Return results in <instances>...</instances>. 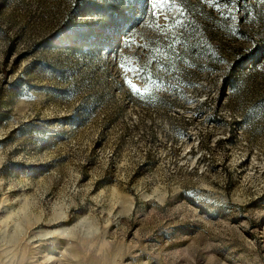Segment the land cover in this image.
<instances>
[{"label":"rangeland","instance_id":"obj_1","mask_svg":"<svg viewBox=\"0 0 264 264\" xmlns=\"http://www.w3.org/2000/svg\"><path fill=\"white\" fill-rule=\"evenodd\" d=\"M182 4L169 77L148 0H0V264H264V5Z\"/></svg>","mask_w":264,"mask_h":264},{"label":"snow or ice","instance_id":"obj_2","mask_svg":"<svg viewBox=\"0 0 264 264\" xmlns=\"http://www.w3.org/2000/svg\"><path fill=\"white\" fill-rule=\"evenodd\" d=\"M203 3L211 4L213 11L220 10V9H229L230 12L239 13L241 11H247V3L249 0H202ZM260 5H264V0H258ZM185 13L186 10L183 7L182 0H148V9L145 17H151L152 22L155 27L158 29L159 33H163L164 36L161 37L163 40L168 52L171 53L173 57V63L171 68L167 67L164 64L163 59H155L153 61L154 64L159 66V69L162 73H166L167 76L171 77L174 75H178L179 68L177 66V61L182 60L181 54L179 52V48L186 47L188 44L187 39H181V36L184 34L185 30L189 27V24L185 23ZM230 19H236V15H231ZM242 21L247 19V17H242ZM144 23V21H143ZM142 23V24H143ZM140 27V26H139ZM138 27V28H139ZM175 29V31H172ZM130 35V34H129ZM128 35V36H129ZM128 36L123 40L122 45L115 55L116 58V65L115 67L129 72L135 73V79H138L140 83L133 82V79H129L127 76L123 77V83L121 84L120 88L123 89L127 87L129 92V99L134 97L143 99V93L147 91V89H143L142 85L145 83H151L155 87H159L160 85L164 84V78L157 77L155 80L153 77L143 68H129L127 67V60L125 62H121L120 60V53L124 50L126 41L128 40ZM129 46H136V45H129ZM138 47V52L136 56L139 58L141 53L147 54L149 49H147L144 45L136 46ZM155 51H159L158 48L154 49ZM167 53L165 54L164 59H167ZM17 75V73L15 74ZM14 75V76H15ZM147 77V79H145ZM159 81V83H157ZM172 85H166V87H171ZM2 198V197H0ZM50 199L52 197H49ZM15 203V198L11 201ZM29 205L27 201H25L22 205H17L14 208L4 207L0 205V210L3 211L4 215L7 216L8 219H11L13 216H20L27 212ZM39 232H47L50 235L55 234L58 229L54 227H50L45 224L44 227L38 229ZM36 239H42L39 236L35 237ZM61 245H57L55 242L50 241L49 244L42 249L44 252H49L53 256L58 255V250H62ZM150 258L145 255L144 260L145 264H147ZM43 264V262H41Z\"/></svg>","mask_w":264,"mask_h":264}]
</instances>
